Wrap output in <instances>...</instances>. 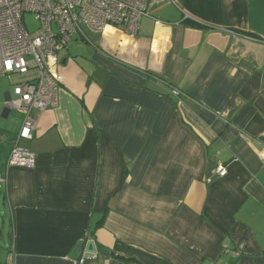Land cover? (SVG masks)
<instances>
[{
	"label": "crops",
	"instance_id": "0c3cea01",
	"mask_svg": "<svg viewBox=\"0 0 264 264\" xmlns=\"http://www.w3.org/2000/svg\"><path fill=\"white\" fill-rule=\"evenodd\" d=\"M98 34L59 53V106L20 140L34 167L7 165L24 116L0 129V264H264V0H167Z\"/></svg>",
	"mask_w": 264,
	"mask_h": 264
},
{
	"label": "built area",
	"instance_id": "2783aa9c",
	"mask_svg": "<svg viewBox=\"0 0 264 264\" xmlns=\"http://www.w3.org/2000/svg\"><path fill=\"white\" fill-rule=\"evenodd\" d=\"M166 1L0 0V76H16L7 105L24 116L23 125L13 139L8 166L36 164L35 154L23 148L20 140L32 139L40 114L59 106L64 82L59 72V53L72 37L83 39L87 31L102 33L108 26L133 34L150 9ZM27 12L35 13L40 20L36 32H30L25 25ZM172 93L177 95L179 91L173 89ZM216 172L226 175V166L219 163ZM5 180L0 174V182ZM86 257L75 263H82Z\"/></svg>",
	"mask_w": 264,
	"mask_h": 264
},
{
	"label": "rangeland",
	"instance_id": "374dc122",
	"mask_svg": "<svg viewBox=\"0 0 264 264\" xmlns=\"http://www.w3.org/2000/svg\"><path fill=\"white\" fill-rule=\"evenodd\" d=\"M24 22L26 27L30 32H36L40 26V20L37 18L35 13L27 12L24 15ZM102 36L101 34L94 33L91 31H87V37L83 39H77L76 37H73L71 41L68 44V49L71 50L72 53L76 54V51L79 48H82L80 50L87 51L89 53V48L93 47V44H99L101 42ZM63 52H60V55H62ZM16 80V76H0V101L4 102V106L6 104L5 102V96L4 93L6 91H13L14 88V81ZM2 104V103H1ZM0 104V129L4 130V132L9 131V123L11 119H14L15 116H17L18 111L16 109H13L11 114V118L6 119L3 116V109L4 106H1ZM11 124V123H10ZM1 135V134H0ZM5 203L3 196H0V219L3 216V213L5 212ZM1 221V220H0ZM6 227V226H5ZM7 230V227H6Z\"/></svg>",
	"mask_w": 264,
	"mask_h": 264
},
{
	"label": "water",
	"instance_id": "95a60500",
	"mask_svg": "<svg viewBox=\"0 0 264 264\" xmlns=\"http://www.w3.org/2000/svg\"><path fill=\"white\" fill-rule=\"evenodd\" d=\"M11 97V94H10V92L8 93V99ZM84 246V244L82 243L81 244V247H83ZM94 252H96V251H94Z\"/></svg>",
	"mask_w": 264,
	"mask_h": 264
},
{
	"label": "trees",
	"instance_id": "16d2710c",
	"mask_svg": "<svg viewBox=\"0 0 264 264\" xmlns=\"http://www.w3.org/2000/svg\"><path fill=\"white\" fill-rule=\"evenodd\" d=\"M118 256V255H117ZM119 257H121V258H123V259H126V260H131L130 258H127V257H122V256H119Z\"/></svg>",
	"mask_w": 264,
	"mask_h": 264
}]
</instances>
